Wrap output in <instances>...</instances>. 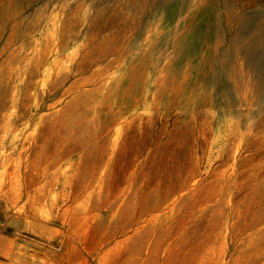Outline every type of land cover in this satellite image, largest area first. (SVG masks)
<instances>
[{
  "label": "rangeland",
  "instance_id": "1",
  "mask_svg": "<svg viewBox=\"0 0 264 264\" xmlns=\"http://www.w3.org/2000/svg\"><path fill=\"white\" fill-rule=\"evenodd\" d=\"M0 264H264V0H0Z\"/></svg>",
  "mask_w": 264,
  "mask_h": 264
}]
</instances>
